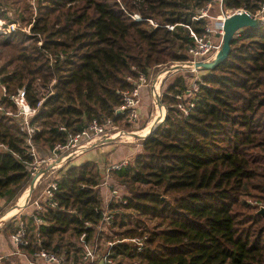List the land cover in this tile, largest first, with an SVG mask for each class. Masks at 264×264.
I'll return each instance as SVG.
<instances>
[{"label":"trees","instance_id":"trees-1","mask_svg":"<svg viewBox=\"0 0 264 264\" xmlns=\"http://www.w3.org/2000/svg\"><path fill=\"white\" fill-rule=\"evenodd\" d=\"M28 1L0 0V15L14 6L30 25L29 33L0 34V84L10 95L24 87L31 107L52 88L31 119L40 128L33 141L45 156L66 141V131L78 132L92 119L127 126L116 111L123 92L133 87L127 77L185 61L194 44L189 31L202 35L209 22L192 17L216 0H39L32 19ZM262 3L221 0L224 11L243 8L251 15ZM199 74L187 115L178 109L177 96L186 95L193 74L163 79V120L132 157L109 165L127 161L107 173L112 187L126 193L108 203L112 218L106 229L98 233L104 211L99 184L109 166L77 164L74 158L56 172L58 207L26 210L45 223L36 227L28 217L27 252L64 253L66 261L78 263V236L111 240L109 230L117 240L145 237L141 251L117 242L112 248L117 264H264V214L256 213L264 206V21L239 30L226 57ZM1 104L16 111L8 98ZM25 136L19 120L0 112V144L7 147L0 148L1 198H12L30 182ZM12 229V220L0 228V241L9 246Z\"/></svg>","mask_w":264,"mask_h":264},{"label":"built area","instance_id":"built-area-1","mask_svg":"<svg viewBox=\"0 0 264 264\" xmlns=\"http://www.w3.org/2000/svg\"><path fill=\"white\" fill-rule=\"evenodd\" d=\"M219 1L221 15L218 16L215 29L210 27L209 23L204 26V33L202 35L197 34L195 31L190 30L189 35L193 39L194 44L189 46L186 55L187 59L183 62L175 61L169 64L170 69H161L162 64L157 65L159 70L155 76H149L144 73H138L137 76H128L127 80L133 83V87L123 92L122 103L117 108V112L125 115V122L131 129H125L121 125L114 122L112 118H105L103 120L92 119L90 120L82 130L78 132L66 131L67 138L64 143H56L52 148L49 155L42 156L38 153L37 147L33 141L34 135L40 131L39 125L31 122V119L37 113L46 95L52 93V88H48L43 97L37 102L35 107H31L25 96V88H18L15 94H8L5 86L0 84V112L5 115L14 117L20 121V129L25 133V144L27 152L30 156V160L27 162L28 171L30 174V182L18 197L16 204L9 210L2 212L3 205L0 204V228L8 220H12V230L8 234V242L10 249L8 252L0 254V263L4 260H8L10 257H22L25 260V264H117L112 257V248L117 242H128L133 245L137 251L143 250L145 247V237L136 236L132 238H122L118 240H106L102 242L98 235L91 240H86V233L82 232L78 236V242L81 243L82 252L79 257V262L74 263L66 261L64 253H57L54 251L37 250L33 252H27L25 249L30 244L29 225L27 222L28 217L33 219L36 227L44 225L42 218L33 213L32 211L24 210L27 207H33L38 211L45 208L55 209L58 207V202L55 200V193L58 188V180L56 176L57 170L61 168L68 160L77 158L90 150L102 144H106L111 141L131 142L132 139L141 141L145 138L150 129H153L156 124L160 123L165 115V108L160 103L161 96V84L165 74L169 71L176 72L179 69H186L193 74L188 84V90L186 95H178L177 97L182 101L177 105L178 109L187 115L189 108L194 104V97L199 90L200 74L199 70L195 67L198 61H210L215 58L222 43L223 33V20L225 17L246 11L243 8L224 11L222 9L221 0ZM211 7V2H208L203 8L192 17L194 20L204 19L208 17V11ZM247 12V11H246ZM250 14V13H249ZM264 19V3L253 15L256 18ZM258 16V17H257ZM135 20H139L138 14L132 16ZM152 23V22H151ZM165 27L168 30H173L174 25L167 24ZM30 25L27 28H21L29 32ZM19 29L17 23L6 21L0 18V34L10 33ZM237 34V33H236ZM235 34V35H236ZM218 35L217 37H215ZM40 45L41 42H38ZM62 56V53L59 54ZM50 61H54L52 55H48ZM149 88L150 104L153 106L154 113H152L151 121H147L142 127H138L140 123V109H141V87ZM185 96V97H184ZM6 98L12 101L16 106V111L4 109L1 104ZM184 98V99H183ZM60 129L64 130L63 127ZM146 130V132H143ZM0 148L7 149L3 144H0ZM127 164L124 160L119 164H114L106 169V176L101 181L99 186L102 188L104 198V211L103 218L98 226V233L106 229V224H109L112 215L108 210V203L113 199H120L119 190L108 181L107 173L111 169H119L121 166ZM43 184V187L32 197V192L38 186ZM106 190V191H104ZM24 196L22 203L19 201ZM109 197V198H108ZM107 199V200H106ZM2 198L0 197V202ZM124 202V201H123ZM15 209L11 214L9 212ZM30 212V213H28ZM88 224V223H86ZM89 226V224L87 225ZM137 264V263H134Z\"/></svg>","mask_w":264,"mask_h":264},{"label":"rangeland","instance_id":"rangeland-1","mask_svg":"<svg viewBox=\"0 0 264 264\" xmlns=\"http://www.w3.org/2000/svg\"><path fill=\"white\" fill-rule=\"evenodd\" d=\"M42 2H41V4H44V2H43V0H41ZM38 3H39V0H29L28 1V4H29V6L31 7V10H32V16H31V19L37 14V11H38ZM208 17H206V19L209 21L208 23L211 25L210 27H212V29H215V25H216V22H217V19H218V16L219 15H221V9H220V5H219V1L218 0H216L215 2H213V3H211V7L209 8V11H208ZM261 16H263V15H260L259 16V18L261 17ZM258 17V16H257ZM0 18H2V19H4L5 21H6V23H9V22H15V23H17V27H19V29H21V28H27L29 25L28 24H25V23H23V22H21V17H20V15L18 14V10L16 9L15 10V7L14 6H11L10 7V10H8V12H5V14L4 15H0ZM17 30V29H16ZM24 31L26 32V33H29V32H27L25 29H24ZM218 35H216L215 37H217ZM39 44V43H38ZM172 63H174V62H170V63H168V64H163L162 65V67H161V69L163 70V69H170V67H169V64H172ZM161 69H159V68H155L154 69V71H153V73L152 74H150L149 76L151 77H153V76H155V74L159 71V70H161ZM179 70H181V69H179ZM185 71H187L186 69H182L181 71H177V72H173V71H169L167 74H165V76H164V78H165V80H164V82L165 83H167V82H171L177 75H179L181 72H185ZM47 91V88L45 89V90H43V94L45 93ZM147 115L149 116L148 117V120L147 121H149V120H151V117H152V113H154V109H153V106L150 104V102H149V105L147 104ZM146 121V122H147ZM144 123V122H143ZM142 122L141 123H139V126L138 127H141V126H144L145 124H143ZM121 126L123 127V128H125V129H131L130 127H128V126H124V125H122L121 124ZM108 143H113V144H119V142L116 140V141H111V142H108ZM108 143H106V144H108ZM123 143H125V144H129V145H132L133 146V149H134V153L135 152H137V150H138V148H140L139 147V145H140V141H138L137 139H132L131 140V142H127L126 140H124V142ZM122 144V143H121ZM102 145H104V144H102ZM102 145H99L100 147L102 146ZM41 187H43V184H41ZM25 190V189H24ZM23 190V191H24ZM22 191V192H23ZM104 191H106V190H104ZM22 192L20 193V192H18V191H16L15 192V194H14V196L12 197V198H8V196H6V197H3L2 198V200H4V204H3V207L1 208V210H2V212H4L5 211V209H8L9 208V206H12V205H14V204H16V201H17V199H18V197L22 194ZM119 195H120V197L123 195V193H126V190H125V192H124V190L122 189V188H119ZM102 193L105 195V193L102 191ZM17 196V197H16ZM16 197V198H15ZM104 196H103V200H104ZM109 198V197H108ZM107 200V199H106ZM13 210V209H12ZM11 210V211H12ZM10 211V212H11ZM9 212V213H10ZM108 234H110L111 236H113L112 238L113 239H111L112 241L113 240H117V239H115L116 238V236H114V234L113 233H110V231L109 230H107L106 231ZM102 239H105V238H102ZM104 241H106V240H104ZM104 241H102V242H104ZM123 263L124 264H128V261L127 260H124L123 261Z\"/></svg>","mask_w":264,"mask_h":264},{"label":"crops","instance_id":"crops-1","mask_svg":"<svg viewBox=\"0 0 264 264\" xmlns=\"http://www.w3.org/2000/svg\"><path fill=\"white\" fill-rule=\"evenodd\" d=\"M140 96L142 102L140 109V123L144 122L143 124H145L149 117V114L147 115L146 113L148 107L147 104L149 105L150 102L149 88L147 86L140 88ZM133 154L134 149L132 145L119 142V144L108 143L102 145L101 147L97 146L96 148L88 150V152L75 159L77 164L83 163L85 161H94L97 162L101 168H104L105 166H109L114 162L130 158L133 156ZM0 204L3 205L4 200H1ZM28 208L29 207L25 208L24 210H27ZM9 249L10 246L8 244L2 243L0 241V254L8 252ZM8 261H10L9 264H25V262L23 263V261L17 256L10 257Z\"/></svg>","mask_w":264,"mask_h":264},{"label":"water","instance_id":"water-1","mask_svg":"<svg viewBox=\"0 0 264 264\" xmlns=\"http://www.w3.org/2000/svg\"><path fill=\"white\" fill-rule=\"evenodd\" d=\"M263 21L264 19L256 18L255 16L249 14L246 11L233 13L225 17L223 20L222 43L215 58L210 61H198L196 62L195 67L198 70H210L214 68L228 54L230 48V40L235 36V34L239 30L246 27L259 26L263 23ZM158 104L160 105V103ZM158 124H156L155 126H157ZM151 130L152 129H150V132ZM256 213L261 215L264 214V206H261Z\"/></svg>","mask_w":264,"mask_h":264},{"label":"bare ground","instance_id":"bare-ground-1","mask_svg":"<svg viewBox=\"0 0 264 264\" xmlns=\"http://www.w3.org/2000/svg\"><path fill=\"white\" fill-rule=\"evenodd\" d=\"M144 132H146V131H144ZM23 198H24V196L21 197V199H20V201H19L20 204L22 203ZM14 211H15V209H13L9 214L13 213Z\"/></svg>","mask_w":264,"mask_h":264}]
</instances>
